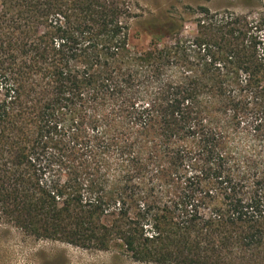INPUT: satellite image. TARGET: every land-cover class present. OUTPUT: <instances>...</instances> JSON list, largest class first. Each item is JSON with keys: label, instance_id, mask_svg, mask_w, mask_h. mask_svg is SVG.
<instances>
[{"label": "trees", "instance_id": "1", "mask_svg": "<svg viewBox=\"0 0 264 264\" xmlns=\"http://www.w3.org/2000/svg\"><path fill=\"white\" fill-rule=\"evenodd\" d=\"M137 17L0 0V224L144 263L264 264V19L183 38Z\"/></svg>", "mask_w": 264, "mask_h": 264}, {"label": "rangeland", "instance_id": "2", "mask_svg": "<svg viewBox=\"0 0 264 264\" xmlns=\"http://www.w3.org/2000/svg\"><path fill=\"white\" fill-rule=\"evenodd\" d=\"M138 17L133 29L138 33L140 21L173 18L183 24L182 37H193L197 22L205 17L220 19L234 14L250 20L264 19V0H129ZM208 11V12H207ZM264 33V32H263ZM264 35V34H263ZM150 40L145 33L133 38L135 49L146 48ZM0 264H151L138 262L117 249H84L66 242L36 239L21 230L0 224Z\"/></svg>", "mask_w": 264, "mask_h": 264}]
</instances>
